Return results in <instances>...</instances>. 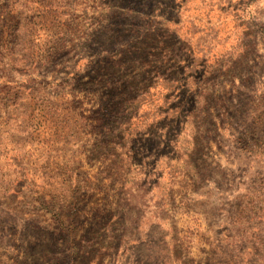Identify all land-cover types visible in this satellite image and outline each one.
<instances>
[{"label":"rangeland","instance_id":"rangeland-1","mask_svg":"<svg viewBox=\"0 0 264 264\" xmlns=\"http://www.w3.org/2000/svg\"><path fill=\"white\" fill-rule=\"evenodd\" d=\"M0 264H264V0H0Z\"/></svg>","mask_w":264,"mask_h":264}]
</instances>
